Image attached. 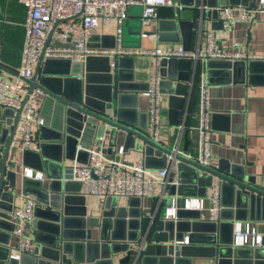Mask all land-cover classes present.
Masks as SVG:
<instances>
[{"label": "water", "instance_id": "95a60500", "mask_svg": "<svg viewBox=\"0 0 264 264\" xmlns=\"http://www.w3.org/2000/svg\"><path fill=\"white\" fill-rule=\"evenodd\" d=\"M253 1L206 0L207 8L202 10V15L205 19H213L218 26H224L219 18L220 8L231 4L253 7ZM127 23L125 19L123 25ZM139 27L141 35L140 19ZM127 57L114 55L111 67L110 56H105L108 60V66L104 69L107 80L99 97L92 93L90 78L85 74V69L96 57H89L83 63L66 59L43 61L41 57L33 76L24 79L28 89L16 114L11 109H0V146L4 145L3 151L0 147V264H52L59 259L69 264H129L131 261L132 264H183L184 259L192 260L195 257L214 259L217 264H241L243 260L248 264H264V234L260 245L248 248L249 253L244 250L247 248L233 246L234 222L246 220L249 216L251 218L256 205L260 208L264 206V187L258 186L253 176L238 171L234 165L216 169L186 155L187 130L180 125V119L186 98L194 90L198 62L187 58L162 59L160 62L161 84L166 85L162 92L167 94L169 124L174 128L172 138L163 143L149 137L148 126L147 129L140 127L134 118L138 110L139 94L138 90L130 87L129 82H133V78L122 74V63ZM255 62L248 59L234 63L209 60L207 67L209 71L216 66L236 71L243 66L249 78L255 72ZM0 70L12 76L18 75L17 71L1 63ZM34 88H39L44 99L53 102L57 108L60 122L56 132L65 141V151L60 156L51 157L45 146H42L36 153L37 167H29L34 172L40 170L43 174L45 171L47 178L53 181L49 191L44 189L42 179L21 177L22 193L33 195L37 200L34 214L39 222L34 240L38 246L33 256L22 254L20 259H15L10 257L7 244L14 228L10 211L18 195L14 192L18 177L15 170L9 167L8 156L22 109ZM107 130L111 143L102 149L107 159L120 160L114 150L118 133L123 131L127 133L125 152L135 148L136 139L141 141L137 148L147 167L163 168L169 156L177 161L179 179L170 186L165 201V207L172 204L177 207L174 218L156 215L145 225L143 215L138 214L137 217L130 213L131 207L138 205L139 198H130L128 207L119 206L117 199L108 200L98 214L89 217L83 206L85 197L70 195L71 182H75L78 187L81 183L71 180L63 182V176H70L69 173L67 175L65 160L78 158L86 162L89 144L92 140L104 138ZM179 132L184 139L181 150L173 147ZM82 155L85 157L83 160ZM50 165H56L58 175L49 172ZM188 170L191 174L186 178L181 171ZM216 179L220 181L221 189L220 243L214 240V245L208 241L204 245H195L194 242H200L194 237L204 220L199 214L190 216L187 213L189 210L184 209L186 197L183 193L189 190L195 192L196 189V194L201 195L212 188ZM191 183L193 185L189 186ZM227 189L231 191L228 201L224 197ZM46 195L47 200L44 199ZM73 199L81 203V207L73 209L70 206ZM132 228L137 235L133 236L132 231L127 232ZM93 230L99 231L98 239H93ZM185 232L189 237L187 244L183 242ZM223 232L229 234V237H224Z\"/></svg>", "mask_w": 264, "mask_h": 264}, {"label": "crops", "instance_id": "0c3cea01", "mask_svg": "<svg viewBox=\"0 0 264 264\" xmlns=\"http://www.w3.org/2000/svg\"><path fill=\"white\" fill-rule=\"evenodd\" d=\"M178 1L181 4V8L179 9L167 6L159 7L158 17L153 19L149 25H142L141 35L139 34V19L142 15V7L139 5L131 6L126 18L128 23L123 25L122 46L132 50H151L156 47L161 49H176L179 46H184L187 50H198L202 47L207 34L213 33L217 43L222 46L231 47L234 43H241L240 46L233 49L245 55L264 57V11L254 16L252 21H237L232 27H226L218 26L219 24L215 23L213 19L208 20L203 18L202 10H206L207 8L206 0ZM258 1L254 0L253 3L256 4ZM236 6L237 4H231L233 8H236ZM25 18L26 9L20 0H0V43L2 45L0 63L15 71L19 69L21 64L25 39ZM117 29L116 22L108 24L100 23L95 31L94 42L108 48L114 47ZM143 33H146V35L144 36ZM127 56V59L122 63V74L123 76L133 78V82H129L130 87L138 90L139 94L138 113H135L134 118L140 127L144 126L147 129L149 99L144 93L152 84V58L146 55ZM245 60L247 58L239 61L244 62ZM248 60L256 61L254 63L255 72L249 78L243 66L239 67L236 71H231L221 66H216L209 71L207 61L198 60L194 90L190 97L187 96L186 98L180 125H183L185 130H187L188 152L186 155L196 160L199 146V133L197 130L200 102L199 84L202 76L205 75L210 87V125L213 128L209 165L216 169H219L221 166L234 165L238 168V171H243L247 176H253L258 186L264 187V61L261 59ZM112 61L113 59H110V63ZM107 66L108 60L103 56L94 58L89 67L85 69V74L89 76L90 85L93 87L91 89L92 93L98 97L107 80V72L104 70ZM0 76L7 77L10 74L0 70ZM165 88L166 85L161 84L160 80V91ZM166 95V93L162 92L163 126L160 132L163 143L168 142L174 134V128L169 124V105ZM36 105L40 109L45 123L42 127L39 126L34 129V137L27 150L12 146L8 156L9 167L15 170L18 177L14 190L18 195H16L14 204L19 207L26 205L27 196L21 191L23 169L25 167H37L36 153L41 150L42 146H45V150L51 157L60 156L65 151V141L61 140L59 134L56 132V127L60 120L55 104L51 101L47 102L43 95H40L36 100ZM5 126L10 127L7 124ZM126 136V132L120 131L118 133L117 146L114 150L115 155H118L116 151L119 147L126 145ZM110 139L107 130L106 136L99 140H92L89 148L95 146L99 147L102 151L103 148L111 143ZM183 141L184 139L181 137L180 150L183 147ZM139 144H141V141L136 139L135 148L128 150L124 155H120L121 161L127 163L137 162L142 157V153L137 148ZM0 147L1 151H3L4 145ZM84 158V155L83 157L81 156V160ZM65 164L68 166L67 175L68 173L70 175V167L73 165V160L66 159ZM49 172L52 175H58L56 165H50ZM181 172L186 178H189L191 174L190 170ZM179 175L177 161H173L170 164V181H177ZM42 181L44 189H48L49 191V187L53 181L47 178L45 171L43 172ZM63 182L65 181L63 180ZM190 185L193 184L191 183ZM170 186L171 184L166 187L164 194L161 196L162 198L146 197L139 200L138 205L131 207L130 213L137 215V217H139L138 214L143 215L145 217V225L150 218L156 215L165 216V201L166 197H168ZM70 190V195H83L85 197L83 206L86 207L89 217L98 214L101 204V199L98 196L83 194L82 186L78 187L75 182H71ZM194 191L189 190L183 193L184 197L188 199L205 197V207L202 210L186 209L189 210L187 213L190 216L199 214L204 220L203 225L197 229L196 237H194L200 242L196 241L194 244L204 245V242L207 241L211 245L220 243L219 231L221 229L219 228V220L221 221V219L219 217L216 221L210 220L209 209L212 202L209 195L212 192V188H209L201 195L196 194V189ZM230 194L231 191L227 189L224 196L227 201L231 198ZM44 199L47 200L48 196L46 195ZM129 202L130 198L125 196L117 199L118 205L122 207H128ZM70 206H73L72 208L74 209L76 206L81 207V203L73 199ZM172 206L177 208L174 205ZM261 206L260 208L256 205L251 218L249 216L248 219H240L239 221L242 223L249 222L263 235L264 206ZM260 217L261 219H258ZM169 218L174 217L170 216ZM11 222H13L12 219ZM38 222L39 218L35 216L34 221L26 226L27 234L33 239H35ZM45 228L48 229L47 227ZM129 231L133 232V236L137 235L133 228L127 230V232ZM44 235L45 233L42 234V236ZM99 235L98 230H93V239H98ZM184 235H187V233L185 232ZM228 235L223 232L224 237H229ZM8 240L7 245L10 247V253H13V247L17 239L12 235V232ZM214 240H216L215 243H213ZM242 248H247L244 250L249 253L248 248L250 247ZM182 262L183 264H212L213 262L217 264L216 260L203 257H195L192 260L186 258ZM251 263L253 262L251 261ZM129 264L132 263L130 262ZM241 264H248V262L243 260Z\"/></svg>", "mask_w": 264, "mask_h": 264}, {"label": "built area", "instance_id": "2783aa9c", "mask_svg": "<svg viewBox=\"0 0 264 264\" xmlns=\"http://www.w3.org/2000/svg\"><path fill=\"white\" fill-rule=\"evenodd\" d=\"M26 9L24 21L25 39L21 56V64L17 76H0V109H11L15 112L22 104L27 93L28 85L24 79L31 78L38 61L46 59H66L75 63H83L89 57L114 55H146L152 58V84L145 95L149 99L148 107V135L157 142H162V91L159 89L161 76L159 66L162 59L187 58L192 61H229L234 63L242 59H261L237 52L233 48L241 45L234 43L225 47L217 43L213 33H208L202 47L198 50H187L184 46L176 49L132 50L122 46L123 22L128 16L131 6L142 7L141 24L147 26L158 17L161 6L181 8L178 0H20ZM264 11V0H259L253 7L237 5L236 8L224 6L220 8L219 18L226 27H232L237 21H252L254 16ZM116 22L118 29L115 34L114 47H105L94 42L96 28L100 23ZM145 36L146 33H143ZM2 45L0 43V59ZM113 67V61L110 63ZM42 95L39 88H34L22 109L11 147L27 149L33 140V131L45 123L40 109L36 105L38 96ZM199 146L196 160L204 165L210 164L212 151V132L210 125V87L202 76L199 84ZM183 126L180 127L182 132ZM178 133L174 148L178 149L181 133ZM87 161L73 160L69 177L64 181L80 182L83 194L96 195L101 199L100 208L108 200L119 197L127 198H162L166 187L177 183L170 181V164L174 161L170 156L163 168L147 167L144 158L137 162L127 163L120 160L107 159L99 147L87 149ZM124 155L125 148L121 146L116 151ZM121 157V156H120ZM23 176L43 179V174L25 167ZM220 181L216 179L209 198L212 205L209 209L210 220L219 218L221 205ZM37 203L33 195L26 196V205H13L10 216L14 222L12 235L16 237L13 253L10 257L20 259L22 254L34 255L38 244L26 232V226L35 219L34 208ZM174 205V204H172ZM166 207V217L175 216L173 206ZM175 206V205H174ZM205 207V197L185 198L184 209L202 210ZM184 243H189L188 235H184ZM262 242V234L249 222L236 221L233 229V246L255 247ZM132 263V261H131ZM52 264H69L59 259ZM136 264V263H133ZM212 264H215L213 262Z\"/></svg>", "mask_w": 264, "mask_h": 264}, {"label": "rangeland", "instance_id": "374dc122", "mask_svg": "<svg viewBox=\"0 0 264 264\" xmlns=\"http://www.w3.org/2000/svg\"><path fill=\"white\" fill-rule=\"evenodd\" d=\"M82 157H83V155H82ZM125 203V202H124ZM97 205V204H96Z\"/></svg>", "mask_w": 264, "mask_h": 264}]
</instances>
